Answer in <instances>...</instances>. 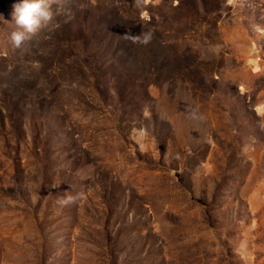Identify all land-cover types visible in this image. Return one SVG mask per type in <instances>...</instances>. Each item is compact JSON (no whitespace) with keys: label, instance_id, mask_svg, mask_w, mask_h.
Instances as JSON below:
<instances>
[{"label":"rangeland","instance_id":"374dc122","mask_svg":"<svg viewBox=\"0 0 264 264\" xmlns=\"http://www.w3.org/2000/svg\"><path fill=\"white\" fill-rule=\"evenodd\" d=\"M19 2L0 264H264V0H56L16 47Z\"/></svg>","mask_w":264,"mask_h":264},{"label":"clouds","instance_id":"9594fccd","mask_svg":"<svg viewBox=\"0 0 264 264\" xmlns=\"http://www.w3.org/2000/svg\"><path fill=\"white\" fill-rule=\"evenodd\" d=\"M56 0H21L12 6V19L21 31H14L11 40L16 47H19L29 34L35 33L42 23L50 22L53 18L51 5ZM127 39L133 43L147 44L151 41L152 34L145 33L143 36L128 34ZM63 199V198H61ZM69 200L71 197L68 198Z\"/></svg>","mask_w":264,"mask_h":264}]
</instances>
